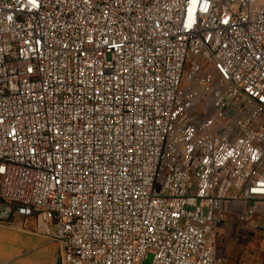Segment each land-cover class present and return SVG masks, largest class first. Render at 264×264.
<instances>
[{"label": "built area", "instance_id": "2783aa9c", "mask_svg": "<svg viewBox=\"0 0 264 264\" xmlns=\"http://www.w3.org/2000/svg\"><path fill=\"white\" fill-rule=\"evenodd\" d=\"M0 199L61 264H216L264 201V0H0Z\"/></svg>", "mask_w": 264, "mask_h": 264}, {"label": "rangeland", "instance_id": "374dc122", "mask_svg": "<svg viewBox=\"0 0 264 264\" xmlns=\"http://www.w3.org/2000/svg\"><path fill=\"white\" fill-rule=\"evenodd\" d=\"M169 160L164 156L161 164ZM225 218L218 222L213 233L215 250L226 244H247L258 237L242 231L263 230L264 221L253 219L241 221L238 218L237 204L230 203L226 207ZM220 228L226 230L220 236ZM56 231L53 223H48L35 217H23L7 202L0 199V264H53L60 262L61 246L51 239ZM242 235V236H241ZM219 248V249H220ZM149 256L140 264H150Z\"/></svg>", "mask_w": 264, "mask_h": 264}, {"label": "crops", "instance_id": "0c3cea01", "mask_svg": "<svg viewBox=\"0 0 264 264\" xmlns=\"http://www.w3.org/2000/svg\"><path fill=\"white\" fill-rule=\"evenodd\" d=\"M233 202H227L228 204ZM239 210L245 209L246 203L244 201L235 202ZM257 211L252 216L253 219L264 221V201L257 203ZM218 235L220 236L226 230L220 228ZM244 233L252 234V237H258V240H253L249 245L247 244H226L216 251V264H264V229L242 231ZM242 236V235H241ZM220 248V249H219ZM53 264H58L54 262Z\"/></svg>", "mask_w": 264, "mask_h": 264}, {"label": "water", "instance_id": "95a60500", "mask_svg": "<svg viewBox=\"0 0 264 264\" xmlns=\"http://www.w3.org/2000/svg\"><path fill=\"white\" fill-rule=\"evenodd\" d=\"M58 264H61L60 262Z\"/></svg>", "mask_w": 264, "mask_h": 264}]
</instances>
